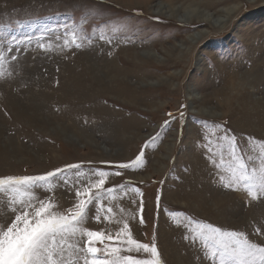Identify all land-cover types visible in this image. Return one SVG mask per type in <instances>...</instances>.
Returning <instances> with one entry per match:
<instances>
[{"label":"rangeland","instance_id":"rangeland-1","mask_svg":"<svg viewBox=\"0 0 264 264\" xmlns=\"http://www.w3.org/2000/svg\"><path fill=\"white\" fill-rule=\"evenodd\" d=\"M130 1L0 0V177L81 165L83 175L71 170V184L60 180L54 192L37 190L65 212L76 200L73 185L95 179L89 169L114 172L148 142L138 168L106 181L105 188L125 186L100 202L114 220L90 219L86 228L114 234L127 220L137 241L156 244L160 264H216L202 243L189 242L201 225L264 244L257 235L264 230V198L251 200L242 184L223 186L237 167L229 140L238 145V160L259 170L264 0H216L208 9L207 0ZM171 4L179 16L204 11L223 22L156 14L154 5L169 10ZM73 31L80 48L65 46ZM199 32L204 35L190 43ZM16 41L24 42L23 51L9 53ZM200 96L204 102L190 104ZM200 108L212 114H196ZM11 207L0 193V226L14 218ZM95 213L94 203L89 215Z\"/></svg>","mask_w":264,"mask_h":264},{"label":"snow or ice","instance_id":"snow-or-ice-1","mask_svg":"<svg viewBox=\"0 0 264 264\" xmlns=\"http://www.w3.org/2000/svg\"><path fill=\"white\" fill-rule=\"evenodd\" d=\"M76 41L77 36L73 31L72 41L66 40L65 46L71 43L80 48L82 45ZM22 43L24 42H9V53L23 51ZM37 44L41 49L44 48L41 41H37ZM4 59L5 56L0 53V61ZM10 59L16 60L18 57L11 55ZM168 123L166 121L165 126ZM159 135L157 133L152 137V141ZM147 146L148 142L144 148ZM144 148L132 161L114 165V172L89 169L90 175L95 179L87 183L77 181L79 186L73 185L76 200L65 212L57 209L51 196L41 199L37 190L54 192L60 180L65 185L71 184V170H77V176L83 175L81 165H66L42 175L0 177V193L7 194L14 216L0 226V264H160L156 259L159 255L156 244L137 241L127 220L122 221V227L114 234L85 227L90 219L96 222H101L102 217L107 222L114 220L112 208L105 209L100 202L105 197L113 196L118 190L124 191L125 186L105 188L106 181L110 175H122L121 169L138 168L144 157ZM237 148L235 141L229 140V154L236 161L237 167L231 168V177L223 186L233 189L242 184L251 200L264 198V144H261V154L258 157L259 170L255 165L249 170L246 164L240 162L236 156ZM249 161L251 162V157ZM131 191L141 195L136 188ZM94 203L96 213L90 216L89 210ZM139 209L140 223L143 225L142 201ZM257 235H264V230L258 231ZM185 238L188 239L187 236ZM97 242L103 244V247H97ZM189 242L202 243L210 260L216 264H264V244L252 242L246 234L238 231H221L217 227L201 225L198 231L193 230ZM125 252L150 254L152 259L123 255Z\"/></svg>","mask_w":264,"mask_h":264},{"label":"bare ground","instance_id":"bare-ground-1","mask_svg":"<svg viewBox=\"0 0 264 264\" xmlns=\"http://www.w3.org/2000/svg\"><path fill=\"white\" fill-rule=\"evenodd\" d=\"M130 1V0H129ZM164 1H166L167 3L168 2H170V3H172V2H174V1H176V0H164ZM252 0H249V3H254V2H251ZM130 2H133V3H140V4H149L150 2H151V0H131ZM216 2V0H207V3L205 4V8H209V7H211L214 3ZM217 2H218V0H217ZM151 5V4H150ZM166 6V5H165ZM154 7H155V12H156V14H162V15H164V14H168V15H171V16H173V15H176V16H178L179 17V20L181 21V22H184V21H189V20H191L190 19V17H191V14L193 15V14H195L194 16H196V17H198V19H202V20H199V22L200 21H202V22H205V23H208V24H211V25H213L214 23H218V24H220V23H222L223 21H221V20H219V19H216L215 20V22H212L213 21V19H214V15L212 14H209V13H204V11H201V12H198V13H193V12H191V14L190 15H178V13H180V9L179 8H177L176 9V7L174 8V6L172 7V4L170 5V9L169 10H166V7H164V6H161V5H154ZM165 9V10H164ZM183 10V9H182ZM232 9H230V10H226L225 12H224V17H230V14H232ZM177 18V17H176ZM193 23V22H192ZM198 23V22H197ZM213 23V24H212ZM202 35H204L202 32H199V33H196V35L195 36H192L191 38H189V40H190V43H193V41H195V43L198 41V39H200L201 37H202ZM200 37V38H199ZM189 40H188V42H189ZM192 46V45H191ZM177 48V47H176ZM255 74V73H254ZM239 85V84H238ZM241 85V84H240ZM204 97L203 96H200V97H198V98H190L191 99V102H190V104H197L198 103V105H200L202 102H204V99H203ZM199 107V106H198ZM196 114H201V115H208V116H210L212 113L210 112V111H208V110H206V111H204L203 109H199V111H196ZM214 115V114H213ZM116 130V129H115ZM114 131V130H113ZM114 133V132H113ZM117 152V151H116ZM241 193V192H240ZM243 195H245V194H243ZM241 197H242V195H240ZM234 198H235V196H234ZM245 198V197H244ZM239 200V199H238ZM261 201V200H260ZM125 202V201H124ZM264 202V201H263ZM237 203V202H236ZM264 204V203H263ZM233 211V210H232ZM250 218H251V216H250ZM249 219V218H248ZM247 220V219H246ZM249 222V221H248ZM264 229V228H263ZM264 236V235H263ZM186 257V256H185ZM187 258V257H186ZM187 264H193L192 262H188Z\"/></svg>","mask_w":264,"mask_h":264}]
</instances>
